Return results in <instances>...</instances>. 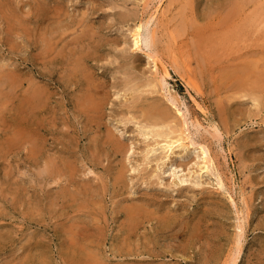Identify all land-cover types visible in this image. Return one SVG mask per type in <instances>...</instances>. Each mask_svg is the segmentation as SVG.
<instances>
[{"label": "rangeland", "instance_id": "374dc122", "mask_svg": "<svg viewBox=\"0 0 264 264\" xmlns=\"http://www.w3.org/2000/svg\"><path fill=\"white\" fill-rule=\"evenodd\" d=\"M58 1L68 11L70 20L83 21L81 26H75L76 29L72 28L76 33L73 35L74 37L71 35V38L79 35L86 36L87 28H89V36L86 40H82L79 48L82 56L90 55L89 73L93 75V71H95L98 76L100 75L99 77L96 75L95 80L103 87L104 91H107L106 93H109L107 94L109 100L103 110L104 113L100 121L101 128H99L97 123L90 122L87 117L78 113L73 102L81 95V90L75 85L66 87L60 79L64 75L61 69L56 72L54 79L42 76L41 71L49 74L50 69L49 57H46L48 53L46 52V39L49 36L51 23L48 6L50 3H54L53 0H18V2L17 0H0V8L3 7L0 9V264H201L207 244L215 241L218 236L220 238L221 230L219 229L223 228L225 232L224 238H220V240L222 246L226 248V252L232 246L233 239L239 231L238 224L242 221L240 219L242 211L249 212L250 218L245 228L244 254L239 264H264V82L260 84L261 90L257 88L258 93L263 90L261 93L263 106L258 108L253 105L255 102L250 97L236 100L230 98L241 88L239 82L242 77L237 73L230 75L225 71L222 72L225 69L223 67H231L233 64L248 63L249 61L253 66L256 65L255 68H252L254 72L257 69L259 71L261 67L256 64L255 60L260 61L264 57H250L248 62L245 58L237 59V62H234V57L231 56L210 57L207 38L210 1L171 0V4L170 0H163L161 8L168 11V16L164 20L165 28L163 27L158 33L160 36L158 51L160 55L163 54L161 57L164 62L170 66L169 89L178 96L181 108L190 112H188L190 120L202 124L200 130H193L196 131L195 139L199 143H208L212 149L216 162L224 178L227 179H225L227 188L220 189L215 176L207 174L202 178L196 173L201 164L200 157H202L199 147L192 146L190 150L185 151V154L177 152L179 155L174 156L172 161H169L168 165L166 164L167 166L164 164L156 166V162L151 163L153 166L151 164L148 166L149 164L145 163L147 161L143 158H146V149L153 147L155 138H146L142 135L143 128L144 131L149 128L143 126L146 121H143L142 111L135 107L136 105L141 107V105L133 102L134 92L131 88L139 82L146 83L155 77V65L152 60L148 59L146 53L133 50L131 30L142 19L147 20L156 12L159 0L149 3V7L145 0ZM161 8L155 13V19L159 16ZM82 9H85L86 12L83 11V14H80ZM179 12L182 13V16ZM130 15L132 18L127 19L126 17ZM169 30H173V33L170 32L174 34V37L169 36ZM93 33H96L95 36ZM192 41H195V46ZM206 47L207 52L205 51ZM120 49L124 52L121 53ZM183 52L187 53L183 54ZM173 65L179 66L181 75L175 72ZM116 72L117 74H115ZM255 75L257 76L258 73L256 72ZM225 76L227 77L224 78ZM129 85L131 88L128 87ZM145 90L147 91L145 92ZM35 91L42 92L43 102L50 93L54 95V108L57 114L55 120L51 118L53 116L51 112L47 111V108H43V113L41 108L32 106L30 100ZM128 92L131 93V97ZM141 100L146 101L145 105L155 100L162 101V104L178 115L176 107L168 101L167 96L161 90L152 92L149 87H142ZM221 106L224 107V112L221 110ZM132 107L133 109H131ZM75 113L77 114L75 115ZM131 116L137 119L135 121L132 119L131 123L127 124L132 118ZM216 128L220 130L222 138L214 137ZM108 134H114L116 138L120 139L126 153H129H125V155L120 153L121 155L117 156L114 152L112 153L113 147L106 143ZM153 140L154 143H152ZM146 146L149 148H145ZM7 147L9 148L7 149ZM154 147L159 155L156 151L155 154L160 156L163 153L161 146L154 145ZM141 153H144V156ZM133 154L137 156H133ZM104 155L105 157H103ZM175 158L177 159L175 160ZM185 159L188 160L184 162ZM91 161L93 163L96 161L98 166L95 168ZM137 161H139V165ZM141 164L146 167L144 166L139 171L138 168L142 167ZM168 166L169 170L173 166V173L168 170ZM188 166L192 168L189 169ZM51 167L53 169H50ZM122 168L129 169L124 180L118 178V173ZM149 169L153 171L150 172L152 174L148 172ZM71 170L75 172H71ZM37 171L41 172L37 173ZM87 171L89 172L87 173ZM154 172L158 173V176L161 175L158 182L156 180L158 176L155 178ZM164 173L167 177L163 176ZM55 176L57 179L54 178ZM183 177L189 178L190 181L194 177L193 182L197 180L195 179L197 177L198 181H204L205 184L202 188H194L192 185L181 188L174 183L170 185L175 180L178 184ZM154 180L156 182H153ZM150 181L154 186L150 184ZM168 184L170 188L167 189ZM91 187L96 193L86 194ZM171 187L176 190L172 191ZM145 190L146 194L143 192ZM232 195L238 208L232 203ZM146 197L148 198L146 199ZM151 197L161 199L163 205L176 210L180 215L179 224L169 231L157 234L156 221L151 224L146 220H141L142 222L138 223V228H135V231L129 230V219L125 207L137 200L148 202ZM245 203H248L249 207ZM216 204L220 210L214 213L212 207H215ZM210 210V214L206 217L205 239L200 242L196 241V243L191 242L188 245L189 259L172 257L170 253L166 254V251L162 250V246L173 243L178 247L179 244L186 242L190 236L193 222L199 220L203 213ZM153 236H155V241H159L157 248L158 251L163 252L164 256L162 255V257L152 258L145 253L147 242ZM189 246L191 247L189 248ZM210 264L215 263L212 261Z\"/></svg>", "mask_w": 264, "mask_h": 264}, {"label": "bare ground", "instance_id": "6f19581e", "mask_svg": "<svg viewBox=\"0 0 264 264\" xmlns=\"http://www.w3.org/2000/svg\"><path fill=\"white\" fill-rule=\"evenodd\" d=\"M11 1V0H10ZM41 1V0H40ZM92 1V0H91ZM110 1V0H109ZM121 1V0H120ZM154 0H145L146 5L149 7V3L153 2ZM171 1V0H170ZM186 2H189L190 0H185ZM210 1V6L208 9V17H209V24L207 26V32H208V46L210 48V50H208L210 53V57H234V62L237 59H243L245 58L248 62V59L250 57H264V0H209ZM8 2V1H7ZM13 2V1H12ZM18 2V0H17ZM23 2V1H22ZM21 2V3H22ZM29 2V1H28ZM36 3V1H34ZM54 3H50L48 8H49V15H50V19H51V23H50V29H49V36L46 39L47 40V55L46 57H49V62L48 64L50 65V69H49V74L44 73L41 71V74L43 77H50L51 79L55 78L56 72H58L59 69H61V71L63 72V77H61L60 79H62V81L64 82V84L66 85V87H71V86H77L80 88L81 90V95L78 96L76 98V101L73 102L75 105V108L78 110V113L80 112L81 115L87 117V119L90 122H95L97 123V127L101 128V118L103 115V110L105 108V105L107 103L108 97L106 93L107 91H104L103 87L101 85H99L97 83V81L95 80L97 72L95 73V71H93V75L92 73L90 74L88 68V63L91 61V57L90 55H86V56H82L79 45L82 42V40H86L89 36V28H87L86 31V36H81L79 35L78 37L76 36L75 38H71V35H75L74 30L72 28H75V26L78 25H82L83 21L82 20H70L69 16H68V11H66V9L64 8L63 5H61V3H59L58 0H53ZM67 2V1H66ZM78 2V1H77ZM76 2V3H77ZM176 2V1H175ZM24 3V2H23ZM65 3V2H64ZM68 3V2H67ZM75 3V4H76ZM110 3V2H109ZM178 3V2H176ZM2 4V3H1ZM40 4V3H39ZM78 4V3H77ZM83 4V2H82ZM95 4V3H94ZM163 4V0H159L158 4H157V9L155 10L156 12L159 10V8H161ZM170 4V3H169ZM172 4V1H171ZM187 4V3H186ZM41 5V4H40ZM103 5V4H102ZM174 5V4H173ZM185 5V3H184ZM4 6V5H2ZM1 6V7H2ZM6 6V5H5ZM46 6V5H45ZM83 6V5H82ZM109 6V5H108ZM119 6V5H118ZM165 6V5H164ZM180 6V5H179ZM38 7V6H37ZM41 7V6H40ZM92 7V6H91ZM96 7V6H94ZM98 7V6H97ZM105 7V6H104ZM117 7V6H116ZM122 7V6H121ZM183 7V6H182ZM187 7V5H186ZM87 8V7H86ZM118 8V7H117ZM180 8V7H178ZM185 8V6H184ZM0 9H3L0 8ZM7 9V8H6ZM15 9V8H12ZM31 9V8H30ZM35 9V8H34ZM98 9V8H97ZM100 9V8H99ZM110 9V8H109ZM112 9V8H111ZM124 9V8H123ZM123 9H121L123 11ZM162 9V8H161ZM159 11V16L155 19V13L154 12L149 19H142L140 22H138V24L132 28L131 30V36H132V42L133 45H131L133 47L134 51L137 52H143L146 53V55L148 56V59L152 60L154 65H155V77H153L152 79L148 80L146 83H138V84H133L135 86H133V88L130 87V85L128 86L129 88H131V90L134 92L133 94V102L135 104H139L141 105V107H139L138 105H136L135 107H137V109L141 110L140 112L142 113L139 114L141 116L144 117L143 121H146L145 124L143 125L144 127H148L149 130H145L143 128L142 131V135L145 136L146 138H155V143L154 140L152 143L153 147H148L146 146L145 148H149L146 154V158L143 157L144 153H141L142 157L147 161L145 163L149 164L148 166H150L151 163L156 162V166L157 165H161L164 164L166 165L169 161H172V158H174V156H178L179 154H177V152H184L188 151L191 149V147L193 146L194 148L199 147L202 153V157L201 158V164L199 165V169L198 171H196V173H198V175L202 178H204L203 176L205 175H212L215 176L219 185L220 189H226L227 188V184L224 178L223 173L221 172L216 159L213 155L212 149L210 148V146L208 145V143L206 142H202L199 143L196 139V131L194 132L193 130H200V128L202 127V124L198 121L195 120H190V112L184 111L181 108V103L180 100L178 98L177 95L173 94L171 92V90L169 89V81L168 79L171 77V71H170V66L167 65V63L164 62V60L162 59L163 57H161L160 52L158 51V44L160 42V36H159V32L160 30L164 27L165 28V18L168 16V11L165 10H161ZM169 9V8H168ZM171 9V8H170ZM186 9V8H185ZM88 10V9H87ZM94 10V9H93ZM114 10V9H113ZM120 10V11H121ZM167 10V9H166ZM178 10V9H176ZM3 11V10H2ZM31 11V10H29ZM28 11V12H29ZM35 11V10H34ZM47 11V10H46ZM81 11V10H80ZM83 11L86 12V10L82 9V13ZM112 11V10H111ZM127 11V10H126ZM181 11V10H180ZM183 11V10H182ZM128 12V11H127ZM185 12V11H184ZM183 12V13H184ZM7 13V12H6ZM3 13V14H6ZM10 13V12H9ZM73 13V11H72ZM78 13V15H80ZM99 13V12H98ZM124 13V12H123ZM180 13V12H179ZM2 14V12H1ZM11 14V13H10ZM34 14V13H33ZM134 14V13H133ZM182 13H180L181 15ZM8 15V13H7ZM47 15V14H46ZM161 15V16H160ZM178 15V14H177ZM11 16V15H10ZM77 16V14H76ZM83 16V15H82ZM87 16V15H86ZM182 16V15H181ZM180 16V17H181ZM2 17V16H1ZM7 17V16H6ZM9 17V16H8ZM16 17V16H14ZM47 17V16H46ZM79 17V16H78ZM184 17V16H183ZM187 17V16H186ZM202 17V16H201ZM81 18V17H80ZM89 18V16H88ZM87 18V19H88ZM127 19L132 18L131 15L126 17ZM185 18V17H184ZM9 19V18H7ZM90 19V18H89ZM95 19V18H94ZM174 19V18H172ZM186 19V18H185ZM181 20V19H180ZM187 20V19H186ZM190 20V19H189ZM2 21V20H1ZM191 21V20H190ZM181 22V21H180ZM183 22V21H182ZM28 23V22H27ZM102 23V22H101ZM112 23V22H111ZM135 23V22H134ZM193 23V22H192ZM3 24V23H2ZM8 24V23H7ZM105 24V23H104ZM31 25V24H30ZM3 26V25H2ZM9 26V25H8ZM102 26V25H101ZM109 26V25H108ZM175 26V25H174ZM173 26V27H174ZM193 26V24H192ZM32 27V26H30ZM182 27V26H181ZM9 28V27H8ZM92 28V26H91ZM47 29V28H46ZM72 29V30H71ZM93 29V28H92ZM100 29V28H99ZM173 29V28H172ZM182 29V28H181ZM18 30V29H17ZM16 30V31H17ZM91 30V29H90ZM102 30V29H101ZM117 30V29H116ZM186 30V29H185ZM81 31V30H80ZM106 31V30H105ZM119 31V30H118ZM171 30H169L168 32L170 33L169 36L170 37H174L172 34L173 30L170 32ZM130 32V31H129ZM165 32V31H164ZM1 33V32H0ZM79 33V32H78ZM97 33V30H96ZM96 33H93L94 36ZM112 34L114 33L113 31L111 32ZM175 33V32H174ZM82 34V33H81ZM85 34V33H84ZM92 35V34H91ZM99 35V33H98ZM42 36V35H41ZM104 36V35H103ZM130 36V35H129ZM74 37V36H73ZM202 37V36H200ZM206 37V36H205ZM7 38V37H6ZM13 38V37H12ZM93 38V37H92ZM91 38V39H92ZM117 38V36H116ZM115 38V40H116ZM198 38V37H197ZM203 38V37H202ZM16 39V38H15ZM18 39V38H17ZM97 39V38H96ZM163 39V38H162ZM166 39V38H165ZM9 40V39H8ZM109 40V39H108ZM192 40V39H191ZM10 41V40H9ZM13 41V40H12ZM44 41V39H43ZM98 41V40H97ZM201 41V40H200ZM38 42V41H37ZM88 42V41H87ZM107 42V40H106ZM118 42V41H117ZM166 42V41H165ZM181 42V41H180ZM193 42V41H192ZM5 43V42H4ZM9 43V42H8ZM17 43V42H16ZM44 43V42H43ZM96 43V42H95ZM102 43V42H101ZM113 43V42H112ZM163 43V42H162ZM194 46L195 41L193 42ZM192 43V44H193ZM200 43V42H198ZM63 44V45H62ZM87 44V43H85ZM97 44V43H96ZM124 44V43H123ZM164 44V43H163ZM181 44V43H180ZM114 45V43H113ZM117 45V44H116ZM120 45V44H119ZM122 45V44H121ZM165 45V44H164ZM11 46V45H10ZM181 46V45H180ZM189 46V45H188ZM3 47V46H2ZM5 47V46H4ZM36 47V45H35ZM199 47V46H198ZM86 48V46H85ZM88 48V47H87ZM115 48V47H114ZM125 48V47H124ZM208 48V49H209ZM11 49V48H10ZM24 49V48H23ZM117 49V48H116ZM126 49V48H125ZM129 49V48H128ZM207 47L205 48V51L207 52ZM21 50V49H20ZM92 51V49H90ZM183 50V49H182ZM8 51V50H7ZM97 51V50H96ZM197 51V50H195ZM1 52V51H0ZM3 52V51H2ZM38 52V51H37ZM87 52V51H86ZM95 52V51H94ZM120 52H122V49H120ZM129 52V50H128ZM131 52V51H130ZM205 52V53H206ZM10 53V52H9ZM39 53V52H38ZM120 53V54H121ZM132 53V52H131ZM130 53V54H131ZM187 53V52H183ZM11 54V53H10ZM34 54V53H33ZM36 54V53H35ZM129 54V53H128ZM203 54V52H202ZM207 54V53H206ZM7 55V54H6ZM18 55V54H17ZM23 55V54H22ZM95 55V54H94ZM125 55V54H124ZM193 55V54H192ZM201 55V54H200ZM9 56V55H8ZM24 56V55H23ZM35 56V55H34ZM38 56V55H37ZM89 56V57H88ZM145 56V55H144ZM94 57V56H93ZM103 57V56H102ZM119 57V56H118ZM188 57V56H187ZM107 58V57H106ZM129 58V57H128ZM127 58V59H128ZM131 58V57H130ZM174 58V57H173ZM177 58V57H176ZM204 58V57H202ZM201 58V59H202ZM116 59V58H115ZM126 59V58H125ZM189 59H191L189 57ZM200 59V58H198ZM253 60V58H252ZM115 61V60H114ZM176 61V59L174 60V62ZM178 61V60H177ZM208 61V60H207ZM222 61V60H221ZM257 61L256 64H258L261 69L259 68L254 72V70L252 68H255L256 65L253 66V64H250L251 61H249L248 63L244 62V63H236L233 64L231 67H223L225 69H223L222 72H226L230 75L232 74H238L240 77H242L240 79L239 82V86H241V88L234 93V95L230 98H235L236 99H244L246 97H250L253 99V101L255 102V106L262 107L263 106V95H261V93H263L261 91V93H258L257 88H259V90H261V86L260 84L262 82H264V68H262L264 66V59L262 58L260 61ZM11 62V61H10ZM32 62V61H31ZM113 62V61H112ZM128 62V61H127ZM203 62V61H202ZM237 62V61H236ZM254 62V61H253ZM7 63V62H6ZM111 63V61H110ZM200 63V62H199ZM229 63V62H228ZM231 63V62H230ZM18 64V63H17ZM129 64V63H128ZM133 64V63H131ZM177 64V63H176ZM202 64V63H201ZM255 64V63H254ZM263 64V65H261ZM16 65V64H15ZM153 65V66H154ZM178 65V64H177ZM175 66L173 65V69L175 70V72L180 74V69L179 66ZM189 65V64H188ZM88 66V67H87ZM100 66V65H99ZM205 66V65H204ZM44 67V66H43ZM121 67V65H120ZM129 67V66H128ZM172 67V66H171ZM97 68V67H96ZM104 68V67H103ZM123 68V67H122ZM199 68V67H198ZM229 68V69H228ZM235 68V69H233ZM9 69V68H8ZM11 69V68H10ZM210 69V68H209ZM128 71V70H127ZM214 71V70H213ZM61 72V73H62ZM103 72V71H102ZM207 72V70H206ZM256 72L258 73V75L256 76ZM95 73V74H94ZM104 73V72H103ZM1 74V73H0ZM117 74V72L115 73ZM120 74V73H119ZM224 74V73H221ZM226 74V75H228ZM9 75V74H8ZM95 75V76H94ZM126 75V74H125ZM130 75V74H128ZM181 75V74H180ZM62 76V75H61ZM98 76V75H97ZM100 76V75H99ZM98 76V77H99ZM217 76V75H216ZM236 76V75H235ZM115 77V75H114ZM227 76H225L224 78H226ZM108 78V77H107ZM106 78V79H107ZM116 78V77H115ZM130 78V77H129ZM132 78V77H131ZM191 78V77H190ZM119 79V78H117ZM195 79V78H194ZM9 80V79H8ZM13 80V79H12ZM101 80V79H100ZM99 80V81H100ZM109 80V79H108ZM116 80V79H115ZM129 80V79H128ZM126 80V81H128ZM138 80V79H137ZM224 80V79H223ZM226 80V79H225ZM234 80V79H233ZM7 81V80H6ZM114 81V80H113ZM125 81V82H126ZM130 81V80H129ZM133 81V80H132ZM211 81V80H210ZM237 81V79H236ZM235 81V82H236ZM37 82V81H36ZM58 82V81H57ZM115 82V81H114ZM119 82V81H118ZM117 82V83H118ZM124 82V83H125ZM198 82V81H197ZM35 83V82H34ZM38 83V82H37ZM107 83V82H106ZM123 83V84H124ZM127 83V82H126ZM130 83V82H128ZM194 83V82H193ZM196 83V82H195ZM1 84V83H0ZM28 84V83H27ZM32 84V83H31ZM102 84V83H101ZM121 84V83H120ZM131 84V83H130ZM142 84V85H141ZM112 85V84H111ZM115 85V84H114ZM127 85V84H126ZM196 85V84H195ZM125 87V85H123ZM191 86V85H190ZM232 86V85H231ZM142 87H149L150 90H152V92L161 90L163 91L164 95L167 96L168 101H170L175 107H176V113H178V115H175L167 106H165L164 104H162L160 101H152L151 103H147V105H145L146 101L143 102L141 100L142 98ZM197 87V86H196ZM243 87V89H242ZM251 87V88H249ZM27 88V87H26ZM35 88V87H34ZM110 88V87H109ZM123 88V87H121ZM127 88V87H126ZM226 88V86H225ZM237 88V87H236ZM246 88V89H245ZM2 89V87H1ZM124 89V88H123ZM220 89V88H219ZM227 89V88H226ZM231 89V88H230ZM235 89V88H234ZM35 90V89H34ZM39 90V89H38ZM129 90V89H127ZM147 90H149L147 88ZM145 90V92L147 91ZM214 90V89H213ZM3 91V90H2ZM1 91V92H2ZM79 91V90H78ZM223 91V90H222ZM45 92V91H44ZM126 92V91H125ZM130 92V91H129ZM128 92V93H129ZM141 92V93H140ZM149 92V91H148ZM147 92V93H148ZM215 92V90H214ZM50 93V92H49ZM55 93V92H54ZM78 93V92H77ZM111 93V92H110ZM117 93V92H116ZM119 93V92H118ZM138 93V94H137ZM150 93V92H149ZM157 93V92H156ZM1 94V93H0ZM112 94V93H111ZM127 94V93H126ZM151 95H153L152 93H150ZM227 94V93H226ZM119 95V94H117ZM131 95V93H129V96ZM239 95V96H238ZM48 96V95H47ZM132 96V95H131ZM130 96V97H131ZM226 96V95H225ZM46 97V96H45ZM54 95H52L50 93L49 97H47V99L43 102V94L42 92L40 93V91L38 92H34V95H32V99L30 100V103L32 104V106L35 107H39L41 108V112L43 111V108H47V111H49V113L51 112V115L53 117H51L53 120H55V116L56 111L54 108V100H53ZM112 97V96H111ZM249 98V99H250ZM144 99V98H143ZM130 100V98H129ZM232 100V99H231ZM127 101V100H126ZM223 101V100H222ZM228 101V100H227ZM11 102V100H10ZM224 102V101H223ZM232 102V101H229ZM129 103V102H127ZM132 103V102H131ZM250 103V102H249ZM253 103V102H251ZM109 104V103H108ZM130 104V103H129ZM124 105V104H123ZM220 105V104H219ZM229 105V104H228ZM232 105V104H231ZM248 105V103H247ZM53 106V107H51ZM223 106V105H222ZM221 106V108H222ZM239 106V105H238ZM134 107V108H135ZM264 107V106H263ZM224 108V107H223ZM223 108L221 109L223 111ZM226 108V107H225ZM232 108V107H231ZM59 109V108H58ZM127 108H125L126 110ZM133 109V107L131 108ZM242 109V108H241ZM257 109V108H256ZM128 110V109H127ZM227 110V109H226ZM251 110V109H250ZM106 111V110H105ZM138 111V110H137ZM65 112V111H64ZM107 112V111H106ZM130 112V111H129ZM134 112V111H133ZM189 112V113H188ZM224 112V111H223ZM253 112V111H252ZM261 112V111H260ZM44 113V111H43ZM126 113V112H125ZM137 113V112H136ZM242 113V112H241ZM244 113V112H243ZM251 113V112H250ZM25 114V113H24ZM77 113H75L76 115ZM132 115V113H130ZM222 114V113H221ZM111 115V114H109ZM126 116V114H124ZM251 115V114H250ZM249 115V116H250ZM2 116V115H1ZM47 116V115H46ZM124 116V117H125ZM135 116V115H133ZM131 116L132 118L129 119V121L127 122V124L131 123L130 120L134 119V121L137 119H135V117ZM105 117V116H104ZM130 117V116H129ZM139 117V116H138ZM258 117V116H257ZM142 118V117H141ZM250 118V117H249ZM253 118V117H252ZM51 119V121H53ZM225 119V118H224ZM251 119V118H250ZM87 120V121H88ZM120 120V119H119ZM2 121V120H1ZM140 121V119H139ZM223 121V120H222ZM82 122V121H81ZM104 122V121H103ZM102 122V123H103ZM226 122V121H225ZM125 123V122H124ZM137 123V122H136ZM139 123V122H138ZM4 124V123H3ZM91 124V123H90ZM89 124V125H90ZM88 125V124H87ZM51 126V125H50ZM137 127L139 125H136ZM89 127V126H88ZM140 127H142L140 125ZM66 128V127H65ZM117 128V127H116ZM136 128V127H135ZM111 129V128H110ZM120 129V128H119ZM118 129V130H119ZM128 129V128H127ZM142 129V128H140ZM68 131V130H67ZM95 131V130H94ZM116 131V130H115ZM216 133H214V137H221V133L220 130L218 128L215 129ZM14 132V131H13ZM86 132V131H85ZM103 133V131H102ZM114 133V132H113ZM120 133V132H119ZM107 134V132H106ZM122 134V133H121ZM125 134V133H124ZM212 134V133H211ZM123 135V134H122ZM98 136V135H97ZM119 136V134H118ZM125 136V135H124ZM123 136V138H124ZM213 136V134H212ZM17 137V136H16ZM32 137V136H31ZM135 137V136H134ZM137 137V135H136ZM30 138V137H29ZM105 138V137H104ZM12 139V138H11ZM69 139V138H68ZM114 136V134H108L106 137V143L111 145L113 147L112 149V153L114 152V154L117 156L120 153L125 155L126 153V149L123 145V143H121V140L118 139ZM138 139V138H137ZM10 140V139H9ZM70 140V139H69ZM129 140V139H128ZM145 140V139H144ZM143 140V141H144ZM15 141V140H13ZM104 141V140H103ZM123 141V140H122ZM138 141V140H137ZM152 141V140H151ZM29 142V141H28ZM27 142V143H28ZM35 142V141H34ZM67 142V141H66ZM95 142V141H94ZM125 142V140H124ZM142 142V141H141ZM146 142V141H145ZM5 143V142H4ZM96 143V142H95ZM138 143V142H137ZM140 143V142H139ZM148 143V141H147ZM147 143H145L146 145H148ZM70 144V143H69ZM97 144V143H96ZM136 144V143H135ZM139 145V144H137ZM144 145V144H142ZM152 145V144H151ZM154 145L157 147L158 145L161 146L163 153L158 156V152L156 151V148L154 147ZM24 146V145H23ZM69 146V145H68ZM75 146V145H74ZM110 146V147H111ZM25 147V146H24ZM40 147V146H39ZM131 147V145H130ZM2 148V147H1ZM9 147H7L8 149ZM14 148V147H12ZM129 148V147H128ZM138 148V147H137ZM144 148V149H145ZM6 149V150H7ZM75 149V148H74ZM105 149V148H104ZM136 149V148H135ZM17 150V149H16ZM30 150V148H29ZM33 150V148H32ZM72 150V149H71ZM110 150V149H109ZM140 150V149H138ZM143 150V148H142ZM35 151V150H34ZM75 151V150H74ZM155 151L157 152V154H155ZM3 153V151H2ZM1 153V154H2ZM35 153V152H34ZM129 153V152H128ZM126 153V154H128ZM137 153V152H136ZM192 154V152H190ZM37 154V153H36ZM109 154V153H108ZM120 154V155H121ZM182 154V153H180ZM103 155V154H102ZM18 156V155H17ZM54 156V155H53ZM101 156V155H100ZM133 156H137L134 155ZM183 156V155H182ZM186 156V155H185ZM192 156V155H191ZM105 157V155L103 156ZM131 157V156H130ZM129 157V158H130ZM48 158V157H47ZM121 158V157H120ZM139 158V157H138ZM183 158V157H182ZM32 159V158H31ZM35 159V158H34ZM103 159V158H102ZM133 159V158H132ZM142 159V158H141ZM140 159V160H141ZM177 158H175L176 160ZM104 160V159H103ZM108 160V159H107ZM127 160V159H126ZM129 160V159H128ZM136 160V158H135ZM139 160V159H137ZM139 160V161H140ZM174 160V159H173ZM174 160V161H175ZM181 160V159H180ZM188 160V159H187ZM186 159L183 160L184 162L187 161ZM50 161V160H49ZM48 161V162H49ZM67 161V160H66ZM119 161V160H118ZM131 161V160H130ZM134 161V160H133ZM139 161H137V164L139 165ZM182 161V162H183ZM198 161V160H197ZM83 162V161H82ZM111 162V161H110ZM129 162V161H128ZM136 162V161H135ZM144 162V160H143ZM142 162V163H143ZM183 162V163H184ZM193 162V161H191ZM52 163V162H51ZM56 163V162H55ZM54 163V164H55ZM59 163V162H58ZM69 163V162H68ZM92 165H94V167L96 168L98 166V163L95 161L93 163V161H91ZM131 163V162H130ZM171 163V162H170ZM180 163V162H179ZM195 163V162H193ZM52 164V165H54ZM172 164V163H171ZM192 164V163H191ZM196 164V163H195ZM199 164V163H198ZM42 165V164H41ZM69 165V164H68ZM124 165V164H123ZM136 165V164H135ZM134 165V166H135ZM163 165V166H164ZM168 165V164H167ZM166 165V166H167ZM174 165V164H173ZM44 166V165H43ZM55 166V165H54ZM126 166V165H125ZM137 166V165H136ZM142 167L138 168L139 171H141L140 169L145 166H143L141 164ZM151 166H153L151 164ZM179 166V165H178ZM193 166H195L193 164ZM47 167H50L47 165ZM139 167V166H137ZM146 167V166H145ZM162 167V166H161ZM173 167V166H172ZM169 170V166H168V170ZM189 167V166H188ZM42 168V166H41ZM125 168V167H124ZM124 168L121 169V171H119V175L118 178L120 180H124L125 179V175L126 172L129 171L128 170H124ZM128 168V167H126ZM133 168V167H132ZM150 168V167H149ZM163 168V167H162ZM187 168V167H185ZM192 167H189V169ZM35 169V168H34ZM44 169V168H43ZM50 169H53V167H51ZM147 169V168H146ZM152 169V168H151ZM151 169H149V173L153 172L150 171ZM159 169H161L159 167ZM38 170V169H37ZM70 170V169H69ZM136 170V168H135ZM134 170V171H135ZM163 170V169H162ZM165 170V169H164ZM183 170V169H182ZM195 170V169H194ZM59 171V170H58ZM144 171V170H143ZM142 171V172H143ZM41 171H37V173H40ZM53 172V171H52ZM62 172V171H61ZM71 172H75L72 171ZM89 171H87L88 173ZM138 172V171H137ZM136 172V173H137ZM156 172V171H155ZM154 172V173H155ZM163 172V171H162ZM193 172V170H192ZM48 174V172H46ZM50 173V171H49ZM113 173V172H112ZM111 173V174H112ZM134 173V172H133ZM140 173V172H139ZM153 173V175H154ZM161 173V172H160ZM173 173V171H172ZM171 173V174H172ZM189 173V172H188ZM194 173V172H193ZM65 175H67V173H64ZM114 174V173H113ZM152 174V173H150ZM149 174V175H150ZM163 174V173H162ZM165 174V173H164ZM44 175V174H43ZM82 175V174H81ZM134 175V174H133ZM132 175V176H133ZM147 175V174H146ZM148 175V176H149ZM173 175V174H172ZM195 175V173H194ZM24 176V175H23ZM53 176V175H52ZM58 176V175H57ZM60 176V175H59ZM135 176V175H134ZM156 176H158V173H155V178ZM161 175H159L156 180L158 182V179L160 178ZM164 177L166 176L163 175ZM190 176V174H189ZM193 176V175H192ZM43 177V176H42ZM68 177V176H67ZM89 177V176H88ZM103 177V175H102ZM167 177V176H166ZM180 177V176H179ZM187 177V176H186ZM206 177V176H205ZM210 177V176H209ZM32 178V177H31ZM56 178V176L54 177ZM63 178V176H62ZM116 178V177H115ZM150 178V176H149ZM177 178V177H176ZM194 178V177H193ZM191 181L189 178H181L178 182V184L176 183L177 181L175 180V182H171L170 185H172V183H174V185L180 186L181 188H184L188 185H192V187L194 188H202V186L205 184L204 181H198V178L196 177L195 179H197L195 182ZM18 179V178H17ZM16 179V180H17ZM21 179V178H20ZM23 179V178H22ZM57 179V178H56ZM59 179V178H58ZM68 179V178H66ZM201 179V178H200ZM206 179V178H205ZM64 180V178H63ZM129 180V179H128ZM132 180V179H131ZM137 180V179H136ZM146 180V179H144ZM156 180H154L153 182H156ZM227 180V179H226ZM12 181V180H11ZM50 181V180H49ZM70 181V180H69ZM139 181V180H138ZM142 181V180H141ZM149 181V180H148ZM190 181V182H189ZM66 182V181H65ZM147 182V181H146ZM152 181H150V184L154 186V184L151 183ZM170 182V181H169ZM69 183V182H68ZM125 183V182H124ZM133 183V182H132ZM138 183V182H137ZM176 183V184H175ZM192 183V184H190ZM73 184V183H72ZM134 184V183H133ZM157 186V183H155ZM62 185V184H61ZM69 185V184H67ZM71 185V184H70ZM74 185V184H73ZM83 185V183H82ZM130 185V184H129ZM159 185V184H158ZM173 185V186H174ZM147 186H149V184L147 183ZM146 186V187H147ZM176 186V187H177ZM125 187V185H124ZM152 187V186H151ZM168 187L170 188L169 184L168 186H166V188L168 189ZM191 187V186H190ZM191 187V189H193ZM255 187V186H254ZM128 188V187H127ZM148 188V187H147ZM174 188V187H173ZM205 188V187H204ZM203 188V189H204ZM25 189V188H24ZM129 189V188H128ZM146 189V188H145ZM164 189V188H163ZM172 189V187H171ZM170 189V190H171ZM191 189H189L191 191ZM130 190V189H129ZM161 190V189H160ZM165 190V189H164ZM176 189H172V191H174ZM183 190V189H182ZM208 190V189H207ZM7 191V190H6ZM158 191V190H157ZM169 191V190H168ZM188 191V190H187ZM215 191V190H214ZM11 192V191H10ZM121 192V191H120ZM131 192V190H130ZM134 192V191H133ZM146 194V190L143 191ZM151 192V191H150ZM155 192V191H154ZM205 192V191H204ZM96 193L95 190L91 187L87 190L86 194H94ZM74 194V193H73ZM131 194V193H130ZM149 194V193H148ZM253 194V193H252ZM8 195V194H7ZM69 195V194H68ZM72 195V194H71ZM117 195V194H116ZM190 195V194H189ZM127 196V195H126ZM149 196V195H148ZM194 196V195H193ZM26 197V196H25ZM28 197V196H27ZM26 197V198H27ZM122 197V196H121ZM154 197V196H153ZM218 197V196H217ZM8 198V197H7ZM73 198V197H72ZM75 198V197H74ZM93 198H95L93 196ZM148 197H146L147 199ZM246 198V197H245ZM116 199V198H115ZM119 199V198H118ZM150 200L148 202L145 201H141V200H137L135 202H133L131 205H127L126 208V215L129 219V230L131 231H135L134 229L138 228V223L142 220H146L148 223L153 224L155 221L157 222L156 224V233L157 234H162L163 232L169 231L171 229H173L174 227H176V224H179L180 221V215L177 213V211L170 207H167L165 205H163L164 203L162 202V200L157 199V198H149ZM232 199V203L238 208V204L235 201V198L233 197V195L231 196ZM8 200V199H7ZM143 200V198H142ZM182 200V199H181ZM242 200V199H241ZM240 200V201H241ZM250 200V199H249ZM59 201V200H58ZM19 202V201H18ZM175 202V201H174ZM245 202V201H244ZM172 203V202H171ZM179 203V202H178ZM127 204V203H126ZM22 205V204H21ZM85 205V204H84ZM181 205V204H179ZM245 205L247 207L248 203H245ZM252 207V206H251ZM203 208V207H202ZM220 207L216 204L215 207H212V210L214 211V213L219 209ZM256 208V207H255ZM56 209V208H55ZM203 210V209H202ZM237 210V209H236ZM245 210V209H244ZM248 210V209H247ZM41 211V210H40ZM63 211V210H62ZM183 211V210H181ZM200 211V210H199ZM249 211V210H248ZM211 210L208 212H205V214L203 213L202 216L199 218V220H195L193 222V226H192V230L190 231V236L187 239V241L181 244H179L180 246L176 247L172 244L169 245H165L162 246V250L166 251L170 253L172 255V257H182L183 259H189L188 255H189V249H188V245L191 244V242L196 243V241L200 242L203 239H205V234H206V222H207V215L210 214ZM242 216H240V219H242V221L238 224V232L236 233L234 239H233V244L232 246L227 250L226 252V248L222 246V241L220 240L223 239L225 232L222 229L220 235L216 238L215 241L213 242H209L207 244V247L205 249V254L203 255V259L201 261V264H210L212 261L215 264H239L242 261V257L244 254V238H245V228H246V224L249 221L250 218V213L249 212H244L242 211ZM83 214V213H82ZM37 215V214H36ZM43 215V214H42ZM79 216V215H78ZM33 217V216H32ZM35 217V216H34ZM76 217V216H75ZM181 217H185V216H181ZM217 217V216H216ZM39 218V217H38ZM52 218V217H51ZM198 218V217H197ZM186 220V219H185ZM216 220V219H215ZM141 221V222H142ZM217 223V222H216ZM153 226V225H152ZM181 226V225H180ZM249 227V226H248ZM187 228V227H186ZM190 228V227H189ZM149 229V228H148ZM151 229V228H150ZM189 230V229H188ZM218 230V229H217ZM31 233V232H30ZM4 234V233H3ZM2 234V235H3ZM19 234V233H18ZM32 234V233H31ZM75 234V233H74ZM184 234V233H183ZM7 236V235H6ZM30 236V235H29ZM171 236V235H170ZM230 236V234H229ZM232 236V235H231ZM1 237V236H0ZM33 237V236H32ZM31 237V239H32ZM75 237V236H74ZM173 237V236H172ZM184 237V236H183ZM6 238V237H5ZM70 238V237H69ZM187 238V237H186ZM136 239V238H135ZM174 239H176V236H174ZM197 239V240H195ZM207 239V238H206ZM5 240V239H4ZM3 240V241H4ZM7 240V239H6ZM137 240V239H136ZM169 240V238H168ZM167 240V241H168ZM179 240V239H178ZM195 240V241H194ZM73 241V240H72ZM177 241V240H176ZM211 241V240H210ZM232 241V240H231ZM145 242V241H144ZM169 242V241H168ZM172 242V241H171ZM175 242V241H173ZM180 242V240H179ZM178 242V243H179ZM148 244L146 245V252L149 257L152 258H159L160 256L162 257V255L164 256L162 251H158L157 248V244L159 243V241H155V236L151 237L149 242H147ZM161 243V242H160ZM177 243V244H178ZM31 244V243H30ZM94 244V243H93ZM162 245V243H161ZM196 246V244H194ZM204 245V244H203ZM21 247V245H20ZM191 246H189L190 248ZM19 248V247H18ZM145 248V249H146ZM144 249V248H143ZM20 250V249H19ZM18 250V252H20ZM35 250V249H34ZM254 250V249H253ZM260 250V249H259ZM32 251V250H31ZM250 251V249H249ZM37 252V251H36ZM262 252V251H261ZM260 253V252H258ZM24 254V253H23ZM32 254H34L32 252ZM262 254V253H261ZM169 255V254H168ZM248 255V253H247ZM35 256V254L33 255ZM135 256V255H134ZM143 256V255H142ZM192 256V254H191ZM263 256V255H262ZM260 257V256H259ZM20 259V258H19ZM26 259V258H25ZM96 259V258H95ZM142 259V258H141ZM166 259V258H165ZM251 259V258H250ZM18 260V259H17ZM191 260V259H190ZM20 261V260H19ZM18 261V262H19ZM28 261V260H27ZM93 261V260H92ZM179 261V260H178ZM192 261V260H191ZM259 261V260H258ZM141 262V261H140ZM181 262V261H180ZM179 262V263H180ZM245 262V261H244ZM91 263V262H89ZM94 263V262H93ZM139 263V262H138ZM154 263V262H153ZM163 263V262H160ZM169 263V262H168ZM171 263V261H170ZM247 263V262H246Z\"/></svg>", "mask_w": 264, "mask_h": 264}]
</instances>
